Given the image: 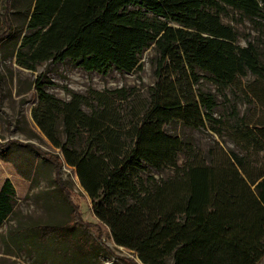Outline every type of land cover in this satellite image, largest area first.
<instances>
[{
  "label": "trees",
  "instance_id": "16d2710c",
  "mask_svg": "<svg viewBox=\"0 0 264 264\" xmlns=\"http://www.w3.org/2000/svg\"><path fill=\"white\" fill-rule=\"evenodd\" d=\"M11 1L0 0L2 10ZM228 6L264 36V0H32L18 65L34 70L70 60L86 71L130 72L151 49L154 80L144 89L89 88L68 99L44 89L41 76L35 80L30 115L62 157L36 150L52 164L56 185L42 195L66 202L70 219L30 225L15 243L62 264H87L108 249L101 232L87 233L98 223L142 264L261 263L264 62L258 43L238 44L221 21ZM178 125L227 137L235 147L213 139L202 150ZM62 164L75 171L96 222L84 221L81 203L70 199ZM164 168L170 173L155 177ZM14 195L6 178L0 223Z\"/></svg>",
  "mask_w": 264,
  "mask_h": 264
},
{
  "label": "rangeland",
  "instance_id": "374dc122",
  "mask_svg": "<svg viewBox=\"0 0 264 264\" xmlns=\"http://www.w3.org/2000/svg\"><path fill=\"white\" fill-rule=\"evenodd\" d=\"M11 2L12 6H9L7 11L2 10L0 2V186L8 178L15 189V195L12 212L0 223V264H62L45 253L29 250L25 244L15 243L14 240L30 225H47L70 219L66 202L61 204L53 198L45 200L42 195L43 192L54 189L56 185L53 181L52 164L42 159L37 151L55 153L61 159L62 157L59 150L54 148L38 129L30 115L32 106L37 102L34 82L41 76L40 81L44 89L62 99H68L74 91L84 94L89 88L102 90L135 85L144 89L154 80V54L151 49L145 50L140 59L141 68L130 72L113 69L102 73L86 71L70 60H48L36 65L34 70H28L17 64L15 54L19 46L18 36L25 32V13L32 0ZM225 9L220 13V19L234 28L237 43L243 45L248 40L258 43L264 62V36L256 25L229 6ZM203 82L206 88L214 89L210 82ZM219 100H222L221 97ZM177 130H183L202 150L211 144L213 139L224 149L235 147L227 137L222 140L205 130L182 129L180 125ZM183 161L184 156L181 153L177 162L182 164ZM169 173L170 169L164 168L157 172L155 177ZM61 177L71 187L70 199L77 205L81 203L83 220L96 222L97 219L90 210V199L79 184L75 171L62 164ZM75 226L85 229L83 226ZM98 232L102 233L101 241L108 249L93 256L87 264H125L126 259L142 264L131 250L117 246L103 226L93 223L87 230L92 237ZM260 264H264V257Z\"/></svg>",
  "mask_w": 264,
  "mask_h": 264
},
{
  "label": "crops",
  "instance_id": "0c3cea01",
  "mask_svg": "<svg viewBox=\"0 0 264 264\" xmlns=\"http://www.w3.org/2000/svg\"><path fill=\"white\" fill-rule=\"evenodd\" d=\"M0 188H1V186H0Z\"/></svg>",
  "mask_w": 264,
  "mask_h": 264
}]
</instances>
